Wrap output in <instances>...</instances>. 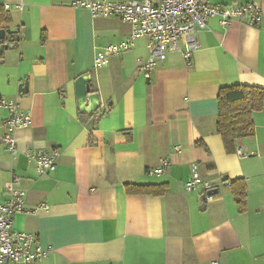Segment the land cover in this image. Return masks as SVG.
<instances>
[{
    "label": "crops",
    "instance_id": "1",
    "mask_svg": "<svg viewBox=\"0 0 264 264\" xmlns=\"http://www.w3.org/2000/svg\"><path fill=\"white\" fill-rule=\"evenodd\" d=\"M76 1L94 0H22L21 12H10L2 26L20 39L0 63V101L17 104L30 124L16 133L11 154L2 142L8 111L0 108V206L13 177L27 209L46 206L12 220L13 229L49 250L36 264H264V111L253 114L254 135L236 141L241 156L226 154L215 130L221 87L264 88V0H208L256 3L261 17L253 27L208 19L189 62L170 54L148 74L137 70L148 53L143 38L93 68L96 51L120 43L130 29L115 16L92 18L70 7ZM86 72L102 107L82 121L74 80ZM28 149L58 152L52 175L38 178ZM163 159L166 172L152 174ZM193 165L218 189L202 208L205 192L182 186ZM236 179L247 187L243 214L229 186ZM125 184L168 187L161 197L137 196L127 195Z\"/></svg>",
    "mask_w": 264,
    "mask_h": 264
},
{
    "label": "built area",
    "instance_id": "2",
    "mask_svg": "<svg viewBox=\"0 0 264 264\" xmlns=\"http://www.w3.org/2000/svg\"><path fill=\"white\" fill-rule=\"evenodd\" d=\"M70 7L86 9L92 18L115 16L130 29L129 34L120 43L96 51L94 69L106 66L110 59L132 50L135 42L143 38L147 41L148 53L146 59L137 60V70L142 74H148L170 54L180 53L184 60L189 62L190 55L197 48L195 35L206 29L210 18L216 17L222 27L235 20L253 27L261 17L260 6L256 3L224 6L212 5L208 0H94L72 2ZM22 9V0L15 4L0 0V10L4 12H21ZM182 40L185 43V50L180 47ZM0 108L8 111L3 125L5 134L2 142L5 149L13 154L16 153L15 135L18 131L28 128L30 114L21 112L17 104L3 100L0 101ZM237 149L236 153L241 156L240 150ZM178 151L179 148H175V152ZM24 156L28 163L34 165L38 178L52 175L56 170L57 151L37 152L28 149ZM160 161L159 166L150 171L152 174L160 176L166 172L168 160ZM191 172H193L191 177L182 185L186 192L190 193L198 188L207 192L216 188L215 183L200 180L194 165ZM18 184L19 180L15 177L6 183L4 191L7 199L0 206V264H36L49 252L34 244L33 235L12 227L15 216L46 210L44 205L38 206L35 210L27 209L26 193L19 189Z\"/></svg>",
    "mask_w": 264,
    "mask_h": 264
},
{
    "label": "trees",
    "instance_id": "3",
    "mask_svg": "<svg viewBox=\"0 0 264 264\" xmlns=\"http://www.w3.org/2000/svg\"><path fill=\"white\" fill-rule=\"evenodd\" d=\"M11 20L9 13L0 10V29L3 24ZM20 39V37H19ZM46 36L42 33L41 44H44ZM19 41V40H18ZM16 42V41H15ZM4 59V52L0 53V63ZM264 111V88L242 85L221 87L217 95V119L215 130L220 136L226 154L236 153V141L254 135L255 125L253 114ZM78 113V118L93 117ZM196 145L202 146L197 142ZM234 205L238 214H243L247 209V187L243 179L229 182ZM166 184H125L127 195H152L164 196L167 192ZM206 193V192H205ZM12 264V263H5Z\"/></svg>",
    "mask_w": 264,
    "mask_h": 264
},
{
    "label": "water",
    "instance_id": "4",
    "mask_svg": "<svg viewBox=\"0 0 264 264\" xmlns=\"http://www.w3.org/2000/svg\"><path fill=\"white\" fill-rule=\"evenodd\" d=\"M19 40V35L11 33L8 28L0 29V53L11 50L13 43ZM148 82V77H146ZM92 77L91 73L86 72L85 74L78 76L74 80V93L76 98V108L79 113L92 115L98 112L102 107L100 94L96 91H92ZM22 88H26V83L22 85ZM21 90V88H20ZM221 181L226 185V177L223 176ZM218 193V189L208 190L205 194L200 197L199 208L204 206L205 198L214 196Z\"/></svg>",
    "mask_w": 264,
    "mask_h": 264
}]
</instances>
